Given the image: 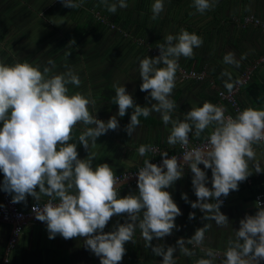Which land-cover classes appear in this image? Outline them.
Segmentation results:
<instances>
[{
	"label": "clouds",
	"instance_id": "9594fccd",
	"mask_svg": "<svg viewBox=\"0 0 264 264\" xmlns=\"http://www.w3.org/2000/svg\"><path fill=\"white\" fill-rule=\"evenodd\" d=\"M218 0H193L191 7L203 15L212 10ZM71 9L82 7L83 0H60ZM101 3L110 13L118 7L126 9L127 0ZM164 0H154L151 5L152 20L160 18L164 11ZM159 44V55L146 56L139 61V75L142 80L140 91L148 93L145 99L150 106L135 103L124 85H114L112 102L118 105V113L107 122L92 115L89 108L96 101L90 95L80 92L69 94L68 85L79 87L81 80L71 70L49 76L47 66L28 62L8 64L0 60V172L3 181L0 190L11 196V203H27L31 196L37 203L32 208L35 219L45 222L49 239L60 235L65 240L84 238V245L100 260V264H121L126 254L125 245L135 244L136 229L141 230L144 247L151 248L155 256L162 257V264H177L175 253L179 250L185 256L195 255L199 249L204 256L196 264H261L264 261V203L257 200L254 215H245L234 230L235 238H229L227 247L220 251L205 247V233L211 225L205 223L196 229L191 238H179L175 246L152 245L179 230L175 220L181 209L166 189L184 176L185 167L192 176V186L197 200L191 202L186 193L181 198L199 209L202 220L214 221L218 227L227 228L230 220L221 212L224 200L230 192L238 191L239 184L252 174L264 172L257 159L254 146L264 144V108L247 107L234 117L226 115V108L205 101L202 106L192 107L184 113L183 120L173 118L177 102L172 99L176 88L180 58H192L194 49L203 45V38L195 32L181 28L175 35L168 34ZM74 43V41H72ZM247 54L236 58L234 51L223 56V63L240 66ZM49 65L55 66L49 60ZM222 76L231 74L227 71ZM232 83H227L229 92ZM155 101V103H153ZM132 109L130 122L125 126L132 136L140 126V117L147 118L158 113L164 125H171L167 143L187 148L190 134L199 139L206 129L211 132L205 137L203 146L194 147L182 155L168 157L161 152L160 164L143 161L136 176L138 192L120 195L121 180L108 163L94 165L96 154L90 152L97 138L120 127L117 116L124 117ZM87 127L73 141V132L78 124ZM82 145L88 155L81 159L77 150ZM154 151L151 145L138 148L140 156ZM204 166V170L199 165ZM211 170V188L207 187ZM41 196H47V203L40 207ZM214 201V202H209ZM114 216H124L123 223L117 222L113 230L105 227ZM195 219V212L189 213V220ZM186 245H192L188 248Z\"/></svg>",
	"mask_w": 264,
	"mask_h": 264
},
{
	"label": "crops",
	"instance_id": "0c3cea01",
	"mask_svg": "<svg viewBox=\"0 0 264 264\" xmlns=\"http://www.w3.org/2000/svg\"><path fill=\"white\" fill-rule=\"evenodd\" d=\"M117 0H108L115 3ZM193 0H164L165 8L160 18L152 20L151 5L154 0H127L126 9L119 8L116 13H110L101 0H83L82 7L71 9L64 7L60 0H0V60L8 64L28 62L51 69L49 76L66 73L71 70L78 75L81 84L77 88L68 85L69 94L80 92L90 95L96 101L89 108L92 115L105 122L118 113V105L113 103L115 96L114 85H124L129 94L133 95L135 103L140 106H150L145 99L148 95L140 91L142 80L139 75V61L146 56L159 55L158 45L163 44L168 34H177L181 28L195 32L203 38V45L194 49L192 58H180V68L186 71L203 73L202 80L182 79L177 72L176 88L172 99L178 108L173 118L183 120V114L192 107L202 106L205 101L226 108V115L232 114L230 105L222 100L219 92H229L226 84L232 83L233 89L247 68L260 60L249 80L241 84L235 100L241 110L251 106L264 108V30L252 25L242 27L239 22L246 16H254L264 23V0H218L216 6L201 15L191 7ZM96 12L109 19L127 37L97 25L92 17ZM81 29L78 40L73 35ZM76 40L73 44L72 41ZM138 41L142 45H138ZM45 44V48H40ZM155 50L153 56L148 50ZM228 51H234L236 58L247 54L237 68L223 63V56ZM54 61L55 66L48 64ZM227 71L231 74L222 76ZM232 89V90H233ZM155 103V101H153ZM132 109L124 117L117 116L120 127L109 130L107 134L97 138L96 145H90V152L96 154L94 165L108 163L116 174L143 165L145 159H151L147 153L140 156L138 148L144 145H155L169 153L175 152L179 144L170 146L167 137L171 125H164L158 113L147 118L140 117V126L130 137L125 126L130 122ZM2 126V125H0ZM87 127L94 125L78 124L73 132L76 142ZM206 129L199 139L190 134L193 141H204L211 132ZM257 159L264 167V144L254 146ZM79 158H85L88 153L82 145L77 148ZM202 170L204 166L199 165ZM208 176L207 187L211 188V170H205ZM190 169L185 167L182 179L166 189L172 195L174 202L181 209V215L175 220L179 230H173L172 235L162 240L154 239L152 245L164 244L175 246L179 238L185 240L194 235L196 229L205 223L211 225L205 233V247L224 251L229 238H235L234 230L239 229V221L257 211L254 202L256 189L264 191V172L253 174L239 184L238 191H232L225 198L221 212L228 216L230 225L227 228L218 227L214 221L202 220L199 209H192L181 194L186 193L189 201L195 202L197 197L192 186ZM3 181V173L0 172ZM251 182V184H249ZM138 192V188L128 187L121 183L120 195ZM10 200L11 196L8 194ZM47 196H41L38 203L48 201ZM214 202V201H209ZM37 203L31 196L27 203L15 204L21 211L26 212L30 205ZM1 204V196H0ZM195 212V219L189 220V213ZM125 221L124 216H114L105 227V232L113 230L114 226ZM11 230L10 225L0 223V264H100V260L84 245V238L65 240L60 235L49 239L45 222L32 224L26 221L23 232L14 250L5 262V246ZM134 239L125 245L126 254L121 264H162V257L155 256L151 248H145L141 230L136 229ZM193 248L192 245H186ZM177 264H196V260L204 253L195 249V255L188 257L177 250L174 254Z\"/></svg>",
	"mask_w": 264,
	"mask_h": 264
},
{
	"label": "built area",
	"instance_id": "2783aa9c",
	"mask_svg": "<svg viewBox=\"0 0 264 264\" xmlns=\"http://www.w3.org/2000/svg\"><path fill=\"white\" fill-rule=\"evenodd\" d=\"M92 17L96 22L105 26L107 28V30L117 32L124 37L128 36L127 34L123 33L120 29H118L114 24H112V22H110L107 18L100 15L99 13L93 12ZM239 25L242 27L252 25L255 27H260L264 30V23L261 22L259 19L255 18L254 16H251V15L244 17L239 22ZM138 45H142V42L138 41ZM148 52L150 54H152L153 56L157 55V52L155 50L149 49ZM262 62H263V60H260L259 62L254 63L252 65V67L247 68L245 70V72L242 74L239 82L236 84L235 88L233 90H231V92H227V93L226 92H219L218 93V96L222 100H225L230 105V107L232 109L231 115L233 117L240 111V109L237 105V102L235 100V94L237 93L239 86L241 84L246 83L249 80V78H250L251 74L253 73V71L255 70L256 66ZM179 73H180V77L182 79L202 80L204 78L203 73L198 74L194 71H186V70L181 69V68L179 70ZM189 139H190V142H189V145L187 146V148H182L179 145L178 149L173 153H169L166 150H164L158 146L151 145L152 148L154 149V151L148 152L151 155L150 162L155 163V164H160L162 162V159H163L160 156V153L166 151L168 153L169 158L171 156H177L178 157V163H182L183 162L182 155L184 154L185 151L191 150L194 147L203 146V144L206 142L205 140L197 142V141H193L191 138H189ZM142 166L143 165H141L137 168L125 171V172L118 173L116 175L121 180L125 179L126 177H129L126 181H121V183H125V184H127L128 187L137 189L138 177L136 176V174L138 173L139 169ZM0 183H2L1 180H0ZM249 184H251V182H249ZM0 196H1L0 223L11 226V230H10V233H9V236H8V239L6 242V246H5V259H4V261L6 262L8 260L9 254L14 250V248L16 247V244L18 243V240H19V238L23 232L25 222L30 221L32 224H39L41 221L36 220L35 214L32 212V208L35 204L30 205L28 210L26 212H23L15 204L11 203V200H10L7 193L0 190ZM221 199L224 200V203H223V205H224L226 203V199L224 197H221ZM257 200L264 203V191H258V190L256 191V193L254 195V202H256ZM45 203H47V201L41 202L38 204L40 207H43V205ZM261 264H264V261H262Z\"/></svg>",
	"mask_w": 264,
	"mask_h": 264
},
{
	"label": "trees",
	"instance_id": "16d2710c",
	"mask_svg": "<svg viewBox=\"0 0 264 264\" xmlns=\"http://www.w3.org/2000/svg\"><path fill=\"white\" fill-rule=\"evenodd\" d=\"M109 21H110V20H109ZM110 22H111V21H110ZM96 23H97V25H98L99 27H101V28H106L105 26H103V25L99 24L98 22H96ZM106 29H107V28H106ZM78 32H81V29H77V32H76V34H75V35H73V36H74V38H75V39H77V40L79 39V38H77V37H79V35H81V33H78ZM73 40H74V39H73ZM75 42H76V40H74V43H75ZM74 43H73V44H74ZM257 190H258V191H263V190H262V189H260V188H257V189H256V191H257Z\"/></svg>",
	"mask_w": 264,
	"mask_h": 264
},
{
	"label": "rangeland",
	"instance_id": "374dc122",
	"mask_svg": "<svg viewBox=\"0 0 264 264\" xmlns=\"http://www.w3.org/2000/svg\"><path fill=\"white\" fill-rule=\"evenodd\" d=\"M108 20H109V19H108ZM112 24H113V23H112ZM42 47L45 48V44L40 46V48H42Z\"/></svg>",
	"mask_w": 264,
	"mask_h": 264
}]
</instances>
